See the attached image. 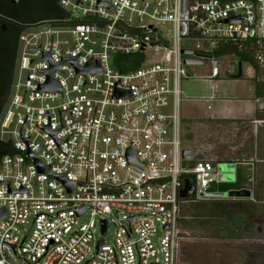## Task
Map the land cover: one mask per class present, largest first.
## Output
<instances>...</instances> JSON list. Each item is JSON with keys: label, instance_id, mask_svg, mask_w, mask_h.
Segmentation results:
<instances>
[{"label": "built area", "instance_id": "built-area-1", "mask_svg": "<svg viewBox=\"0 0 264 264\" xmlns=\"http://www.w3.org/2000/svg\"><path fill=\"white\" fill-rule=\"evenodd\" d=\"M56 6L21 24L0 108V264H176L184 182L197 201L233 182L181 158V83L203 61L216 79L221 47L264 45V0Z\"/></svg>", "mask_w": 264, "mask_h": 264}, {"label": "rangeland", "instance_id": "rangeland-1", "mask_svg": "<svg viewBox=\"0 0 264 264\" xmlns=\"http://www.w3.org/2000/svg\"><path fill=\"white\" fill-rule=\"evenodd\" d=\"M249 51L258 66L259 75L255 79H251L250 67L246 63L240 64L241 77L233 79L238 63L233 55L220 59L219 75L211 81L206 79V61L200 67L187 68V75L192 79L181 83L178 112L183 119L181 147L191 152L192 159L220 162L213 165L215 173L217 176L231 175L230 178L234 176L237 167H249V182L243 184L239 190L216 199H204L202 193L198 197L207 207L216 201H250L256 204V212L248 217L247 225L251 228L241 233L240 238H208L207 233L198 231L194 226L197 222L195 217L207 214L203 209L197 208L202 204H180L179 209L187 219L182 225L184 230H180L179 234L176 264H264V97L261 101L263 113L258 118L234 122L208 120L251 117L252 112L249 109L255 105L251 92L253 83L256 81L264 84V45H254ZM208 95L212 101L205 102L201 97ZM230 97L239 101L216 100ZM85 218L83 216L80 221ZM113 231L112 224H109L107 237L103 240L105 244L111 241ZM97 237L95 234L94 238Z\"/></svg>", "mask_w": 264, "mask_h": 264}, {"label": "trees", "instance_id": "trees-1", "mask_svg": "<svg viewBox=\"0 0 264 264\" xmlns=\"http://www.w3.org/2000/svg\"><path fill=\"white\" fill-rule=\"evenodd\" d=\"M57 0H54L53 3H49L47 5L48 14L41 18H36L29 22H37L40 20H46L53 18L58 15L59 10L56 6ZM26 22V23H27ZM20 27L17 29L16 32V38L19 34ZM252 42H245L241 46L240 49H236L235 47L231 46H224L219 49H217L215 52H213L214 56H219L222 54L226 55H233L237 59L238 63H246L249 65V67L252 69L253 72V78H257L259 75L258 72V66L256 64V61L254 60L251 51H249V48L254 46ZM15 54V50H14ZM233 78H236V73ZM253 91L254 96L256 98H263L264 97V84H258L256 81L253 83ZM2 101L0 100V108H1ZM263 113V110H256L254 114V118H258L260 114ZM233 122V121H231ZM3 146L4 144L0 142V154L3 153ZM214 163H220V162H214ZM247 166L245 167H237L234 170V178L233 182L231 183H223L218 184L215 187L211 188V191L217 192V193H226L231 191H237L241 188L243 184H246L249 182V172H248ZM218 198V197H217ZM255 199H257V196H254ZM216 199V198H215ZM201 203V201L194 200L193 198H188L186 200H180V204H186V203ZM199 203V204H200ZM202 204V203H201ZM197 208L203 209L204 212H206V216H202L197 219L195 223V228L200 232H205L208 234V238L212 239H233V238H240L241 233L247 232L250 230V225L248 224V217L253 215L256 212V204L247 201V202H235L232 201H216L209 204V206L205 205H198ZM187 218L183 216L182 211L179 209V214L177 218V228H178V236L180 234V230H184L182 228L183 222ZM244 225V227H242Z\"/></svg>", "mask_w": 264, "mask_h": 264}, {"label": "flooded vegetation", "instance_id": "flooded-vegetation-1", "mask_svg": "<svg viewBox=\"0 0 264 264\" xmlns=\"http://www.w3.org/2000/svg\"><path fill=\"white\" fill-rule=\"evenodd\" d=\"M54 0H0V100L10 85L16 48V32L21 24L46 16ZM2 105V104H1Z\"/></svg>", "mask_w": 264, "mask_h": 264}, {"label": "water", "instance_id": "water-1", "mask_svg": "<svg viewBox=\"0 0 264 264\" xmlns=\"http://www.w3.org/2000/svg\"><path fill=\"white\" fill-rule=\"evenodd\" d=\"M57 23H68V22H57ZM26 27V26H25ZM181 55H184V56H189L191 55V53L189 51H181ZM184 65L186 66H189V65H200V62L199 61H195V60H188V59H185L183 60L182 62ZM241 76V65L240 63H237V66H236V78H240ZM190 155H191V152L189 150H182L181 151V158L182 159H185V160H188L190 158ZM231 176V175H230ZM230 176L228 175H221L219 177V180L221 182H227V181H232L233 180V177L230 178ZM192 185L189 184L188 182H184V185H183V189H181L179 192H178V198L180 200H186L188 198L191 197L192 195ZM225 193H215V194H212L211 196L212 197H224ZM3 217V210H0V219ZM104 231H105V223L102 224L101 226V233L104 234Z\"/></svg>", "mask_w": 264, "mask_h": 264}, {"label": "crops", "instance_id": "crops-1", "mask_svg": "<svg viewBox=\"0 0 264 264\" xmlns=\"http://www.w3.org/2000/svg\"><path fill=\"white\" fill-rule=\"evenodd\" d=\"M249 73H250V76L253 78V72H252V69L251 68H249ZM241 77V76H240ZM251 78V79H252ZM233 79H239V78H233ZM212 90H215V88H212ZM187 91H185V93H186ZM251 92H252V96H253V103L255 104L253 107H251L249 110H251V112H252V114H251V117H246V118H230V117H224V118H221V119H208V120H222V121H245V120H252L253 118H254V114H255V111L256 110H261V106H262V99L263 98H256L255 96H254V91H253V87H252V90H251ZM201 98H203V100L205 101V102H209V101H212V98H211V96H203V97H201ZM186 99H188V100H190V101H192V99H189V98H187L186 97ZM216 100H218V101H221V102H237V101H239V100H237L236 98H233V97H230V98H220V99H216ZM215 101V100H214ZM207 109H209V107L207 106L206 107ZM183 120V119H182ZM229 193V192H228Z\"/></svg>", "mask_w": 264, "mask_h": 264}]
</instances>
